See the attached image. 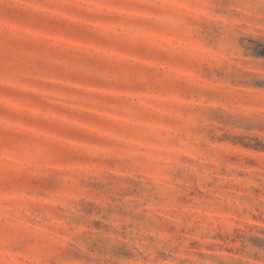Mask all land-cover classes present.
Wrapping results in <instances>:
<instances>
[{"label": "rangeland", "instance_id": "rangeland-1", "mask_svg": "<svg viewBox=\"0 0 264 264\" xmlns=\"http://www.w3.org/2000/svg\"><path fill=\"white\" fill-rule=\"evenodd\" d=\"M264 0H0V264H264Z\"/></svg>", "mask_w": 264, "mask_h": 264}, {"label": "trees", "instance_id": "trees-1", "mask_svg": "<svg viewBox=\"0 0 264 264\" xmlns=\"http://www.w3.org/2000/svg\"><path fill=\"white\" fill-rule=\"evenodd\" d=\"M260 57H264V47L262 48V52H260V54H258Z\"/></svg>", "mask_w": 264, "mask_h": 264}]
</instances>
